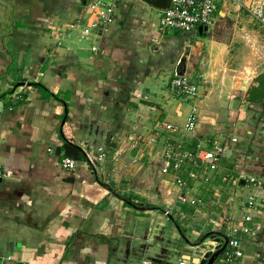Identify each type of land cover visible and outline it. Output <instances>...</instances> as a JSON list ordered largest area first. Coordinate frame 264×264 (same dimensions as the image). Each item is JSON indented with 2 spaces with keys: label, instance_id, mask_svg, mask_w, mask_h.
<instances>
[{
  "label": "crops",
  "instance_id": "0c3cea01",
  "mask_svg": "<svg viewBox=\"0 0 264 264\" xmlns=\"http://www.w3.org/2000/svg\"><path fill=\"white\" fill-rule=\"evenodd\" d=\"M86 2L0 0V264H199L224 237L228 247L232 228L243 255L230 264H264V100L249 104L241 89L255 54L241 56L216 23L245 9L221 0L206 31L186 34L159 29V10L153 21L120 0L106 29L85 34ZM176 74L196 95L170 89ZM193 106V131L166 130ZM171 137L218 143L222 168L176 184L161 171ZM65 139L91 165L63 168Z\"/></svg>",
  "mask_w": 264,
  "mask_h": 264
},
{
  "label": "built area",
  "instance_id": "2783aa9c",
  "mask_svg": "<svg viewBox=\"0 0 264 264\" xmlns=\"http://www.w3.org/2000/svg\"><path fill=\"white\" fill-rule=\"evenodd\" d=\"M120 0H87V9L95 15L89 28L84 29L86 34L94 27L101 24L113 22L115 6ZM247 10L251 15L264 27V3L250 4ZM158 28L161 30H173L178 32H191L198 30L201 26L209 27L213 24V16L216 10V0H170V5L166 9H158ZM110 24V23H109ZM108 25V24H107ZM170 89L177 95L193 97L197 93V85L191 82L185 75L176 74L170 80ZM196 108L193 106L188 115L186 123L182 126H175L171 123H164L163 126L170 132H190L196 126ZM164 142L163 149V167L162 172L172 173L175 177V183L187 186L191 180L201 177L200 171H217L221 166V160L224 157V147L213 142L211 147L203 148L199 144L190 148L184 141L171 137ZM236 137H230V141H236ZM76 160L71 157L63 156L60 159V165L65 169H74ZM200 176V177H199ZM231 178V177H230ZM241 178V175L231 178L234 182ZM250 182H255L254 177H248ZM205 181L207 177H202ZM226 180V176L222 177ZM191 202H195L192 199ZM254 200L251 197L247 205L252 206ZM168 213V211H165ZM250 217H246L249 219ZM237 228H232L228 247L223 250V257L226 264H230L234 258L243 255L239 247L240 240L237 236ZM243 231L247 232L248 228L244 227ZM180 264H189L187 261H179Z\"/></svg>",
  "mask_w": 264,
  "mask_h": 264
},
{
  "label": "rangeland",
  "instance_id": "374dc122",
  "mask_svg": "<svg viewBox=\"0 0 264 264\" xmlns=\"http://www.w3.org/2000/svg\"><path fill=\"white\" fill-rule=\"evenodd\" d=\"M234 1H235V3L233 5L236 8H238V6H239L240 8L245 9V11L243 12V15L242 16L240 15L238 17L239 21L236 22V21L231 20L229 18L223 19L220 16H218V20L216 23L221 25L220 29L225 33V36H227L229 38H231V36H235L236 37L235 39H239L238 47H239V52H240L241 56L245 57V56H249V54H251V53L255 54L253 57V64L251 65L252 67L249 71V77L247 80H244L246 82V84H248L252 78L251 75L254 76L257 73L261 72L259 70H261L264 67V28L258 24L259 22L246 9V6L242 5L241 0H234ZM132 2H133V4L142 6L149 19H153V21L156 19V14L158 12L157 11L158 9L156 10V8H154L153 6L143 2L142 0H132ZM220 3H221V0H216V6H219ZM230 4L232 5V3H230ZM216 9L218 10V9H220V7L216 8ZM231 13H233V12H231ZM215 14H216V12H215ZM93 16H94V19L88 24V26H90V24L93 21H95V15L93 14ZM112 16H113V21H114V15L112 14ZM251 17L253 20L256 21L255 26H253L251 22L245 21L247 18H251ZM80 19L81 18H77L75 20V21H77L75 24H77L78 21H80ZM157 19H158V16H157ZM109 23H112V22H109ZM109 23H107V24H109ZM107 24L103 23V24H101V26H97V27H99L101 29H106ZM234 25H236L238 27L236 28V26H234ZM257 26H259V27L257 28ZM97 27H94V28H97ZM240 28H245L250 32H252V30H254L255 33H254V35H247L246 36L245 32L239 31ZM84 29L85 28H83V33H84ZM190 33H192V32H189L186 34H190ZM251 38H255V44L252 42ZM163 149H164V147H162L161 153H163ZM162 158H163V155H162ZM148 162H149V160H148ZM143 166H145L147 168L148 164H146V163L142 164L140 166L141 167L140 171H145V170H143L145 168ZM151 171H156V169H154L152 166Z\"/></svg>",
  "mask_w": 264,
  "mask_h": 264
},
{
  "label": "water",
  "instance_id": "95a60500",
  "mask_svg": "<svg viewBox=\"0 0 264 264\" xmlns=\"http://www.w3.org/2000/svg\"><path fill=\"white\" fill-rule=\"evenodd\" d=\"M156 9H166L170 5V0H142ZM208 27L204 25L199 27V32L206 31ZM241 89L244 91L243 99L249 104H259L264 100V69L253 76L248 84H244ZM230 151H227L229 155ZM228 243L227 237H224L221 247L211 253L206 264H213L218 255L226 248ZM187 248V247H186ZM191 248V247H189ZM189 251V249H187Z\"/></svg>",
  "mask_w": 264,
  "mask_h": 264
},
{
  "label": "trees",
  "instance_id": "16d2710c",
  "mask_svg": "<svg viewBox=\"0 0 264 264\" xmlns=\"http://www.w3.org/2000/svg\"><path fill=\"white\" fill-rule=\"evenodd\" d=\"M33 84H36L39 87V89L45 90V88L42 85L38 83H33ZM193 147H195V145ZM62 148L64 149L66 156H70L76 160L82 159L86 161L89 165H91V161L89 157L87 156V153L78 144H76L72 140L65 139L63 141ZM206 256H207L206 259H202L199 264H206L209 254H207Z\"/></svg>",
  "mask_w": 264,
  "mask_h": 264
}]
</instances>
